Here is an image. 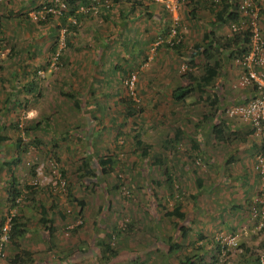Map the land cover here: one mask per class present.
<instances>
[{
	"label": "rangeland",
	"instance_id": "1",
	"mask_svg": "<svg viewBox=\"0 0 264 264\" xmlns=\"http://www.w3.org/2000/svg\"><path fill=\"white\" fill-rule=\"evenodd\" d=\"M49 1L0 0V9L6 5L5 10H8L15 3L20 8L18 11L12 12L14 16H9L11 29L7 33L17 36L16 34L19 32L17 29L13 34V25L15 24L13 18L19 20L20 23L22 21L25 27L32 25L30 31L36 30L40 36L33 52L34 56L36 58L38 56L40 59L37 58L38 62H41L39 65L48 66L39 71L41 75L44 74L40 79V88H37L33 97H28L22 91V84H26L32 78L35 66L31 65L17 75L20 71L18 65L13 61L11 66L8 64V56L11 53L10 45L3 43L0 49V57L6 58L4 59L6 66L4 69H0V136L3 137L0 140V222L5 220V216L9 212L19 217L25 232L16 241L20 248L28 250L33 258L32 262L27 260V264H34L33 261L36 260L37 263H42L43 259L51 256L54 250L56 251L55 256L65 258L67 256L65 253L70 249H64L63 246H70L72 242L74 244L83 242L81 236L84 235L88 236V241L93 246L97 245V241L106 239L108 235L111 236L112 247L119 253L109 261V264H179L180 259L195 254V246L205 244L206 247H210L212 243L215 246L216 240L227 244L229 253H227V258H223L228 264H245L246 259L251 261L258 255L259 257L261 254L264 255V230L252 214L255 198L260 194L257 178L252 175L253 183H249L246 191H242L245 187H242L240 183H235L231 176L221 177L217 172L218 166L214 165L219 160L220 153L226 151L218 143H207L205 135L207 133L204 132L205 129L208 132L210 129L206 126L209 121L203 119V114L209 112L210 108L204 102H196V95L190 96L188 103L184 105L171 101L169 97V90L188 82L185 77L188 63L186 56L191 53V46L200 41L202 33L206 30V27L201 23L203 19L200 22H193L194 19L189 18L188 7H181L176 23L172 14L165 16L168 25H165L162 31L157 27V21L159 23L157 13L146 11L141 18L136 20L139 24L137 28L132 27L133 29L128 31L131 33L137 31L134 35H138L140 34L138 28L141 25L142 28H146L143 37L137 36L136 38L131 34L132 37L126 41L124 46L114 47L118 43L116 42L106 48V52L111 51V57L115 62L130 68L136 75L134 84L129 88L141 98L142 109L138 115L132 116L129 126L138 132V138L143 143L150 145V154L142 158L134 148L131 135L128 134L124 137L122 133L119 134L117 127L111 126L112 120L117 119L114 112L93 110L90 115H87L82 113L83 108L72 106V98H65L61 94L57 82L60 75L57 76V73L61 74L62 72L58 71V67L55 65V54L61 52L65 61L68 62L81 59L86 52L88 55L92 54L94 49L87 44L82 45L79 50L63 49L64 34L63 29H57V26L60 25L58 19H52L46 25L35 21L27 23L24 20L25 12L30 14L35 11L34 9L44 6ZM238 2L239 0H237ZM155 3L151 4L159 7ZM257 6L260 8L257 21L262 27L261 20L264 19V13H261V8L264 7V4L259 2ZM99 16L100 14H93L89 20H94L95 24L100 26L99 29H104L100 32L103 35L108 34L111 39L110 37L115 36L118 31L112 27L109 28L106 25L108 22H104L100 18V21H97L96 17ZM203 17L207 18L209 15L203 14ZM104 23L105 25H103ZM18 25L20 26V24ZM50 25L52 29L49 28ZM174 28L181 30L180 34H185V44L180 49V54L166 46V44L173 43ZM221 28L222 30L217 32L230 33V24H223ZM261 29L264 31L263 27ZM28 31L27 29L26 32ZM56 31H59L58 36ZM80 35L81 33L74 38L75 47L77 41H85L82 37L84 35L81 36L82 39ZM160 36L164 39V45L161 46L163 44L161 42L159 47L154 49V46L161 40L158 38ZM113 42L115 41L111 43ZM62 49L63 51H61ZM49 68H53L55 71H49ZM223 70L230 71L232 74L236 73V76L233 79H221L220 77L221 80L217 81L222 84L221 91L230 93L246 89L247 86L238 85L243 68L236 59L227 60L223 64L221 74ZM21 74L22 76L19 77ZM111 76L113 75L105 77L103 83L91 78L76 79L78 82L75 85L78 83L87 85L90 82L87 88L95 89L99 86L97 91H105V86H109L104 83ZM117 76L121 79L120 81H124L126 78L125 75ZM120 81L115 80L116 85L126 83ZM72 82L73 78L71 77L68 84H72ZM115 89L119 88L115 86ZM120 89H122L120 93L125 95V89ZM158 89L166 91L158 92ZM38 91L41 93L36 98ZM15 98H17L16 101H14ZM51 104L54 109L51 108ZM86 108L88 110L87 106ZM224 110L223 114H226V107ZM226 116L227 120L234 122L237 128L241 127L245 132L246 126L240 125L243 123L246 125L245 122L229 117L227 114ZM48 117L54 121H47ZM32 121L40 122L41 127L36 130L31 129ZM90 121L94 130L91 136H87L85 129L90 126ZM17 122L20 123L19 129L15 126ZM176 126H180L185 134H189L188 137L182 138L183 140L178 143L177 151L163 149L162 138L173 135ZM18 134L26 143L31 142L32 139L39 140L40 148L30 146L27 151L20 150L17 154L13 141L16 140ZM190 137L196 140L199 150L201 147L197 154L194 153L191 146L192 139ZM91 144L94 148H92L93 151H90ZM214 144H217L218 147H213ZM118 145H120L119 148ZM204 145L216 148L213 155L215 162L210 163L211 166L208 164V156L205 157L202 150ZM112 152L118 154V158L114 157L113 159L121 161L120 164L117 163L118 167L107 165V167L105 166L108 170L106 174L101 175L100 170L94 171V181L81 180L79 174L83 170L79 168L83 160H91L90 155H93L95 159L104 155L110 156ZM16 156L20 159L17 160ZM159 156L164 161L162 166L153 162ZM6 160L10 163L15 162L16 166L13 172L6 167ZM133 164L135 165L133 166ZM165 168L169 169L173 177L176 176V184L181 188L176 191V195H179L182 208L187 214L188 220L186 221L167 215L174 208L176 196L171 197L168 187L164 184ZM61 171L66 172L64 179L67 182V188L64 190L51 184V181L55 180L56 174ZM196 175L204 180L203 188L198 194L194 187ZM11 176H15L24 194L27 192V186H36L35 200L27 203L23 194L19 198L17 206L8 207V192L5 193V191ZM118 177H120V181H118ZM116 183H120V186L114 187ZM68 188L76 198L85 202L81 214L79 205L70 202L67 196ZM127 192L130 193V198L125 196ZM194 194L196 195L193 196ZM150 196L155 197L151 198ZM38 200L47 206L53 203L58 207V210L65 213L64 218H61L57 213L52 214L51 226L54 230L51 238L46 237L49 234L45 229L46 225L43 227V224L39 222ZM233 204L238 205V208L232 207ZM222 208H227L226 213H219ZM129 223L130 227L128 228ZM118 230L122 232L117 234ZM155 237H159L162 242L171 237V240L177 242L180 248L167 251L163 246L162 249L157 250L153 240ZM231 238H233L232 241ZM188 242H193V245H189ZM245 247L248 248L247 252H245ZM75 250L73 249V251ZM87 250L88 246H83V252H87ZM15 251V246L10 240L6 246V259L3 264H12L9 262V258L14 256ZM62 251L64 254L60 255ZM130 254H133L134 258H136L135 254H139V258L131 260ZM83 257L86 261L85 264H91L90 258L87 260L86 256ZM206 261L212 264L209 255Z\"/></svg>",
	"mask_w": 264,
	"mask_h": 264
},
{
	"label": "trees",
	"instance_id": "2",
	"mask_svg": "<svg viewBox=\"0 0 264 264\" xmlns=\"http://www.w3.org/2000/svg\"><path fill=\"white\" fill-rule=\"evenodd\" d=\"M111 2H118V0H50L48 3L45 4L47 8H53L55 12H49L45 15L44 19H40L38 21H35L39 24H48L49 21L52 19H58L60 22V25L57 26V29H64V46L63 49H76L74 44V38L77 37L79 28H80V20L84 16H89V14L93 15L92 11L90 10L91 6H97L99 8L98 14H101L100 11H108L110 8ZM63 4V6L61 5ZM43 6H39L34 10H40ZM84 7L89 9L87 12H81L80 8ZM188 7L190 12V17L196 19L197 21H201L202 17L198 15L197 11L203 10V14H207L208 12L209 17L205 19V22H207V25L205 26L206 30L202 33L201 39L199 42H195L191 46V53L186 56L187 58V65L185 69V77L188 81L187 84H179L176 88L169 90V97L171 101L179 102L181 104L188 103V98L192 95H196L197 99L196 102H204L207 107L210 108L209 112L206 114H203V119L206 121L208 120L209 123L206 125L207 128H209V133L212 136V139L218 141L220 144L224 145H230L231 143L238 141H244V134L236 131L232 125L228 122V120L224 119L222 117V113L224 110L223 104L225 98L222 96V84L218 83L217 80H221V69L223 67V64L226 63L227 60H234L236 58L241 57L242 55H245L249 50V38H250V18L247 15L242 14L238 10L237 1L236 0H191L181 6ZM181 9V8H180ZM264 7L261 8V13H264ZM59 10V12H57ZM105 11V12H106ZM168 14H170L168 11H166ZM188 12V14H189ZM200 14V12H199ZM262 15V14H261ZM25 21L29 23L32 21L29 12H25L24 16ZM74 19V22L70 18ZM29 21V22H28ZM34 22V21H33ZM221 23L223 24H230L231 23H242L243 29H241L238 32H234L230 29V33H221L217 32L213 29V26L215 24ZM175 31L174 34V40L173 43H170V45L166 44L168 48L174 50L176 53H181L180 49L184 46V40H185V34H180L181 30H176V28L173 29ZM57 32V36L59 31ZM2 34V35H1ZM162 36L158 37L159 39ZM152 40H155V38H152ZM161 42H164V39L161 38ZM4 44L10 45L8 42V39L4 36L3 31L0 29V49ZM161 44V46H163ZM56 47V46H55ZM54 47V48H55ZM159 47L158 45L154 46V49H157ZM13 48V47H12ZM10 48L11 53L9 54L8 58V64L11 66V62L13 61L18 65L20 68V71L17 73H21L27 68V65L24 63L25 60H18V57L32 55V49L31 47H28L29 49H19L14 50ZM53 49V48H52ZM63 49L61 51H63ZM146 54V53H144ZM147 56V54L145 55ZM182 56V55H180ZM183 57V56H182ZM6 59V58H4ZM0 57V69H4L6 66L5 60ZM201 61V62H200ZM55 65L58 67V71L62 72L61 74L57 73V76L60 75V78H57V82L59 83L61 94L65 98H72V106L74 108H83L81 111L82 113L89 114L93 110L95 111H106V112H114L117 115L116 120H112L111 126L117 127V130L119 131V134L122 133L125 136L128 134L131 135V139L134 145L135 150L140 154V157L144 158L147 157L149 153V144H145L142 142L141 139L138 138V132L132 129V127L129 126V122L132 121V116L138 115L141 111V98L139 95L134 91L131 90L128 86L127 81L129 80L131 74L133 73L130 68L124 67L120 65L119 63L116 64L115 68L112 69L110 72L100 73V77L97 75V77L92 78L96 79L99 82H102L105 77L112 74L111 78L106 81L105 91H97L99 89V86L97 88L92 89L91 87L85 88L80 87L74 89L72 86L66 84V71H64L66 68H69V66L66 64L65 59L63 58V55L61 52L56 57ZM241 65V64H240ZM40 67V68H39ZM37 67L32 73V78L26 83L22 84L23 92L27 94L29 97H33L35 95V91L37 90L40 79L44 75H41L39 73V70L46 69L42 68L41 66ZM61 68H64L63 70ZM49 71H55L53 68H49ZM64 74V76H61ZM125 75V80L120 81L121 79L117 75ZM22 76V74H21ZM20 77V75H19ZM20 79V78H19ZM115 80H119L120 82L124 83L123 85H120L118 83L116 85ZM19 81V80H18ZM217 81V82H216ZM22 83L21 81H19ZM103 83V82H102ZM115 86H117L119 89H115ZM252 86V85H250ZM107 88V89H106ZM125 89V95H122L120 92L122 89ZM166 91L165 89H158V92ZM40 91H38L37 96L40 95ZM17 98L14 99L16 101ZM95 99V100H94ZM88 103V104H87ZM88 107V110L86 108ZM84 114V115H85ZM227 117V116H226ZM47 121H54L51 117L46 118ZM91 122V121H90ZM93 122V120H92ZM90 124L88 128H86V134L87 136L92 135L93 124ZM137 123V122H135ZM32 126H30L31 129L36 130L37 128L41 127L40 122L38 121H32ZM15 126L19 129L20 123L17 122ZM249 126V125H248ZM252 133L255 131L251 129ZM67 133V132H66ZM247 134V133H246ZM189 134H185V132L182 130L180 126L175 127V132L171 136H167L162 138L161 145L163 149L171 150V151H177L179 142L183 140L182 138L188 137ZM258 136H255L253 141L255 142V145L259 148L260 139L257 138ZM192 139L191 146L193 147L194 153L199 152L198 143L193 137H190ZM3 137L0 136V140H2ZM11 141V140H9ZM15 146V151L17 154H19L20 150L27 151L30 146H35L38 149L40 148L39 140L32 139L31 142H24L22 136L18 134L16 140L13 141ZM12 142V143H13ZM118 148L120 145L117 146ZM22 148V149H21ZM93 145L90 146V151H93ZM118 158V154L116 152H112L110 156H100L99 158H96L93 155H90L89 161L86 159L82 161V164L79 169H82L83 171L79 174V177L82 181L84 179H88L89 181H94L95 179V170H100L101 175L106 174L108 172L107 165H114L118 167V164H120L119 159H113ZM20 158H17L19 160ZM15 160V161H17ZM155 164H160L161 166L164 165L163 159L159 156L156 160L153 161ZM8 165L10 164L7 162ZM15 163V162H13ZM93 163V164H92ZM118 163V164H117ZM6 164V163H5ZM135 164H133L134 166ZM106 166V167H105ZM122 166V164H121ZM61 176L63 178H66V172L61 171ZM164 176L165 181L164 184L168 187L169 193L171 197L176 196V201L174 204L173 210L167 213L168 216H175L178 219H183L184 221L187 219V214L184 212L179 195H176V191L180 190V186L176 184V176L173 177V175L170 173L168 168L164 169ZM10 182L7 183V192H8V207H14L17 206L21 195L24 194L21 187H19V183L15 176H11ZM118 181H120V177H118ZM120 184V183H119ZM119 184H114V187H117ZM195 192L198 194L201 192V189L204 185V180L196 175L195 177ZM120 186V185H119ZM25 187V186H24ZM27 192L24 194V200L27 201V203H31L33 200H35V193L36 189L33 186H27ZM67 188V183L66 186ZM65 188V189H66ZM109 189V188H108ZM62 190V189H60ZM194 194L193 196H195ZM10 195V196H9ZM154 195V194H153ZM70 202L76 203L79 205L81 214L85 205V202L82 199L76 198L73 193L68 188V194H67ZM127 198H130V193L127 192L125 195ZM151 198L155 196H150ZM178 198V199H177ZM238 205L233 204L232 207L238 208ZM254 206L257 208L260 207L259 203H255ZM38 211L40 213L39 222L43 224V227L45 226L46 231H48L49 234H52V231L54 228L51 226L53 222V218H51V211L55 210V213L60 214L61 218L65 217V213L58 210V207L54 206V204H50L49 206L44 205V203L40 200H38ZM227 208H222L220 210V214H223ZM222 212V213H221ZM230 212V211H229ZM226 213V212H225ZM258 218V217H257ZM256 218V220H258ZM3 220L0 222V229L2 226ZM128 228L130 227L127 225ZM23 224L20 223L19 217L13 216L11 218V228H10V237L11 242L15 246V252L14 256L12 258H9V262L12 264H27V260L31 261L30 253L24 249H21L19 246V243H17L16 239L22 235L25 232V229L22 228ZM264 230V224L261 227ZM183 229V228H182ZM121 230L117 231V234ZM122 232V231H121ZM203 238V237H201ZM111 236L108 235L106 239L97 241V247L99 249L98 256H94L93 260L94 262L100 261L101 264H109V261H111L112 258H115L118 255L117 249H114L111 244ZM172 238L169 237L167 241L162 242L159 237L153 238L154 245L157 247V250L162 249L164 246L167 251L168 250H176L180 248V245L177 244V242H173L171 240ZM189 245H193V242H188ZM211 243V242H210ZM244 247V246H243ZM242 248V246H241ZM195 254L191 257L185 256L184 258L179 260V264H210L208 261L207 263V256L209 255L211 263L215 264H222L225 262L224 258H227L228 252V246L227 244L223 243L221 240L215 241V246H213V243L209 247V250L204 252L205 244H201L199 246H195ZM94 251H96V248L94 247ZM248 251V248L245 247V252ZM210 252V253H209ZM212 253V254H211ZM136 258H134L133 254H130L131 260H137L139 258V254H135ZM224 257V258H223ZM223 260V261H220ZM25 261V262H24ZM261 264L260 263V257L256 256V259L253 260H247L245 261V264ZM225 264H228L225 262Z\"/></svg>",
	"mask_w": 264,
	"mask_h": 264
},
{
	"label": "crops",
	"instance_id": "3",
	"mask_svg": "<svg viewBox=\"0 0 264 264\" xmlns=\"http://www.w3.org/2000/svg\"><path fill=\"white\" fill-rule=\"evenodd\" d=\"M255 1L257 3L260 2L261 4H264V0H255ZM150 2L154 3V2L149 1V0H118V2H111L110 3V8H108L109 9L108 11L105 10L106 11L105 12L102 9L103 12L101 11L100 16L96 17V20L100 21L99 20V18H100L104 22H108L106 25H108L109 28L112 27L114 30L118 31L115 36L110 37L111 39H109L108 34L103 35L100 32V30H104V29L103 28L99 29L100 26L95 24L94 20H89L90 18H92V15L82 17V19L80 20V23H79L80 28H79V32H78L77 36H79V34L81 33L80 38L82 39V37H83V39L85 41H83V42H81L82 40L77 41L76 50L81 49L82 45L87 44L94 49V52L92 54H89V55L86 52V54L85 53L83 54L81 59L69 60L68 62H66V64L69 66V68H66L64 70V71H66L65 75H66V79H67L65 83L68 84L69 78L72 77L73 82H72V84L69 83L68 85L73 86V87H77V88H80V87L87 88V86L89 85L90 82H88L87 85L85 83H78L77 85H75L76 82H78V81H76V79H78V80L90 79V78L92 79V78H94V76L96 78L97 75L100 77V73L103 74L106 71L107 72L112 71V69L115 68V66H116V64H118V62L117 61L115 62L113 60V58L111 57V54H112L111 51L106 52V48L111 46V45H114V43H116V42H118L119 44L116 43V45H114V47L117 45H119V46L123 45L124 46L126 44V41L129 40L132 37V35H134L137 32V31H135L134 33H131L128 31L132 27L134 29L137 28V26L139 24H137L136 20L141 18L143 13L145 14L146 11L147 12L148 11H154L153 14L157 13V15L159 17V23L157 21V24H158L157 27L159 29L162 30L165 25H168V21H166L165 16L169 15V14L167 12L164 13V11H166V10L161 5H159L158 3H155V4L159 5V7H156V5H153ZM9 6H10V4H9ZM5 7H6V5L4 7H2L3 9L2 8L0 9V29H1V31H3L4 36L8 39V42L10 44V48L13 47L12 49H14V50H18V48L19 49H25L27 52V50L29 49L28 47H31L32 52H34L35 46L38 43V37H40V36H38L39 35L38 32L36 30H34V32H31L30 29H32V25L30 27H25V25L22 24V21L20 23L19 20L17 21V19L15 20V18H13V22L15 21V24H14L15 26L13 25V29H14L13 34L15 33V31L17 29H19L18 30L19 32L16 34L17 36H14L12 34L7 33V32H9V29H11V27L9 26V20H10L9 16L10 17L14 16V14H12V12L18 11L20 8H18L19 6H17V3H15L11 7H9L8 10H5ZM8 12H10V13L8 14ZM199 12H200V14H198V15L201 16L203 19V21H201V23L204 26H206L207 22H205V20H204V18L206 19V17H203V10H200V11L198 10L197 13H199ZM206 13L208 15L207 11H206ZM189 18H191L190 12H189ZM194 21L199 22L196 19H194L193 22ZM7 22H8V25H7ZM18 24H20V26ZM103 25H105V23ZM103 25H101V26H103ZM261 25L264 28V19L261 20ZM108 26H106V27H108ZM221 26H222L221 23H217V24H215V26H213V29L215 31H220V30H222ZM103 27H105V26H103ZM49 28L52 29V26L50 25ZM27 29L29 30L28 32H26ZM61 29H63V28H61ZM138 29L137 30H138V32L140 31V34H138V35L136 34L134 36L136 38H137V36H139V38H141V37H143V33L145 32L146 28H142L140 25V28H138ZM25 32H26L25 37H23V34ZM27 34H28V36H26ZM63 34H64V29H63ZM82 35H84V36H82ZM20 36H22V37H20ZM87 36H88V38H87ZM144 37H146V36H144ZM146 39H147V37H146ZM112 41H115V42L111 43ZM109 52H110V54H109ZM33 54L34 53H32V55ZM30 55H27V57L26 56L18 57L19 56L18 55L17 59L21 60V61L25 60L24 63L27 65L26 69H28L29 66H31V65H34L35 69H37V67L41 66V65H39L41 62H38V59H39L38 56H37V58H38L37 59L36 56H34V55L30 56ZM123 57H125V56H123ZM41 67L46 68V66H41ZM235 76H236V73L232 74V73H230V71L227 72L226 70H223L220 77H221V79H233ZM38 88H40V84H39ZM44 88H45V86H44ZM74 89H76V88H74ZM226 90H227V88H226ZM256 94H257V91L253 86H247L245 90H239L237 92L232 91L230 93H224L222 90V96L225 98L224 104L222 107H227L229 105V102H230V104H232V103H243ZM51 108L54 109L52 104H51ZM222 117L227 120L226 114L222 113ZM236 119H238V118H236ZM198 122H199V120H198ZM198 122H197V124H198ZM228 122L232 125V127L236 131H240L241 133H243L244 139H246V140L241 141V142L235 141V142L231 143L230 145H224V144H220L218 141L215 142V140L212 139V136L210 135V133L208 131H206V129L204 132L207 133V134H205L207 137V143H218L220 145V147L221 148L223 147L222 149H224L226 151L225 153H224V151L220 153L219 160L216 161V163L214 165V166H216V165L218 166V171H217L218 174L221 177H223V176L230 177L231 176V179L235 183H240L242 187H245L242 190V191H244L246 189V187L249 185V183H253V180H254V177L252 179V175H254L253 162H254L255 153H256V150L258 147L255 145L253 138L256 135L254 134V132L252 133V131H251L252 128L250 126H248V124H246V125L244 123L240 124L241 126L242 125L246 126L245 132H243L244 130H242L241 127L237 128V126L235 125L234 122H230L229 120H228ZM65 133H66V130H65ZM213 147H218V146H217V144H214ZM215 149L216 148H211L210 145H207V146L204 145L202 147V150L204 152L205 157L208 156L207 160H208L209 166H211L210 163L215 162L214 157H213ZM200 150H201V147H200ZM16 158H18V156H16ZM7 162H9V161H7V160L5 161L6 167H8V169H10L13 172L16 164L9 162L10 164L8 165ZM214 175L216 176V174H214ZM6 192H7V188H6L5 193ZM4 197H5V194H4ZM48 205H50V204H48ZM53 213H55V210L51 211V213H50L51 217H52ZM58 215L60 216V214H58ZM52 236H53V234L46 235L47 238H49V237L51 238ZM81 239H83V242H81L79 244H77V243L74 244L72 242L70 244V246H68V245L63 246L64 249H70L65 253V254H67V256L65 258H61L60 256H55L54 253L56 251L54 250V252L51 253V256L47 257V259L46 258L43 259L42 263H37V260L35 262L33 261V263L34 264H75V263L76 264H85L86 261H85L83 256H86L85 258H87V260H89V258L91 259V264H101L100 261L94 262V260H93L94 256H98V247L93 246V244L90 241H88V236H86V235L81 236ZM59 240H62V239L59 238ZM83 246H88L87 252H83ZM94 247L96 248V251H94ZM73 249L74 250L77 249V250L73 251ZM208 250H209V247L205 246L204 252H206ZM26 251H28V250H26ZM70 252L72 254H68ZM62 254H64L63 251H62V253H60V255H62ZM29 256H31V254ZM32 260H33V258L31 257V262H32ZM1 264H3V263L1 262Z\"/></svg>",
	"mask_w": 264,
	"mask_h": 264
},
{
	"label": "built area",
	"instance_id": "4",
	"mask_svg": "<svg viewBox=\"0 0 264 264\" xmlns=\"http://www.w3.org/2000/svg\"><path fill=\"white\" fill-rule=\"evenodd\" d=\"M161 5L166 11L173 15L175 23L178 21V11L181 6L191 0H151ZM217 1V0H214ZM63 6V4H61ZM238 10L250 17V40L249 50L245 55L236 58V61L241 64L243 68L242 76L238 81L240 86L252 85L257 94L249 98L243 103H232L226 107V114L229 117H234L242 120L248 124L254 131L255 135L260 139L259 148L255 153L253 162L254 175L258 181L259 196L255 198L254 204L259 203L260 207L253 206L252 214L255 218H260L259 226H263L264 223V31L261 29L258 23L260 8L257 6L255 0H239L237 3ZM89 9L81 7V12H87ZM92 13L97 14L99 8L97 6H91ZM49 12H55L53 8H47L43 6L40 10H35L29 15L32 21H38L44 19L45 15ZM59 12V10L57 11ZM73 22L74 19L70 18ZM230 28L234 32H238L243 29V24L231 23ZM173 34L175 31L173 30ZM161 40L158 41V44ZM58 53L55 54L56 60ZM136 75L131 74L127 81L128 86L131 87L134 84ZM57 169V168H55ZM56 173V172H55ZM55 180L51 181L53 186L64 190L66 187V180L61 174H56ZM14 216L11 212L5 216V220L0 229V264L6 259V246L10 242V228L11 218ZM233 238H231V241ZM260 263L264 264V255H260Z\"/></svg>",
	"mask_w": 264,
	"mask_h": 264
},
{
	"label": "clouds",
	"instance_id": "5",
	"mask_svg": "<svg viewBox=\"0 0 264 264\" xmlns=\"http://www.w3.org/2000/svg\"><path fill=\"white\" fill-rule=\"evenodd\" d=\"M258 219V222L260 223V218H257ZM264 224V223H263ZM262 227V226H261Z\"/></svg>",
	"mask_w": 264,
	"mask_h": 264
}]
</instances>
